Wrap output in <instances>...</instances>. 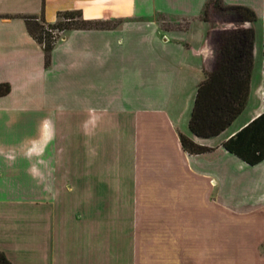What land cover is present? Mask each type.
<instances>
[{
    "label": "crops",
    "instance_id": "crops-1",
    "mask_svg": "<svg viewBox=\"0 0 264 264\" xmlns=\"http://www.w3.org/2000/svg\"><path fill=\"white\" fill-rule=\"evenodd\" d=\"M223 1L257 13L264 79V0ZM206 2L0 0V251L13 264H264V160L222 145L264 112L263 81L254 102L252 71L218 136L189 129L222 30ZM69 10L105 26L61 33L46 65L24 16ZM180 134L211 150L187 152Z\"/></svg>",
    "mask_w": 264,
    "mask_h": 264
},
{
    "label": "trees",
    "instance_id": "trees-1",
    "mask_svg": "<svg viewBox=\"0 0 264 264\" xmlns=\"http://www.w3.org/2000/svg\"><path fill=\"white\" fill-rule=\"evenodd\" d=\"M212 12L219 17L215 26L221 23L222 30L216 66L206 71L205 78L198 85L189 120L190 132L198 138L218 136L243 112L249 98L254 64L255 10L247 5L207 0L201 18L212 21ZM24 19L30 34L43 46L46 65L49 64L51 51L61 33L70 29L105 26L103 22L83 19L79 10L60 11L55 22H48L43 12L40 15L24 16ZM10 90L9 83H0V96L8 94ZM180 140L183 148L191 154L211 150L184 134H180ZM222 145L250 165L263 161L264 112L226 139ZM0 264H13L3 251H0Z\"/></svg>",
    "mask_w": 264,
    "mask_h": 264
},
{
    "label": "rangeland",
    "instance_id": "rangeland-1",
    "mask_svg": "<svg viewBox=\"0 0 264 264\" xmlns=\"http://www.w3.org/2000/svg\"><path fill=\"white\" fill-rule=\"evenodd\" d=\"M210 17H211V19L212 20H217L218 21V15L216 14V13H214V12H212L211 14H210ZM216 21V22H217ZM264 22V21H263ZM263 22L260 20V21H258V26H259V29H262L263 30V32H262V36L264 37V27H263ZM220 33H221V31H220ZM220 33L219 34H215V38H214V41H215V43H216V48H218V46H219V43H220V40H219V36H220ZM219 40V41H218ZM217 43H218V46H217ZM263 78L261 77V75H260V69H259V66H258V68L256 67V68H254L253 67V83H252V87H253V91H254V94H253V100L252 101H256L257 100V96H256V92H255V89H256V87L257 86H259L260 84H262V80Z\"/></svg>",
    "mask_w": 264,
    "mask_h": 264
}]
</instances>
